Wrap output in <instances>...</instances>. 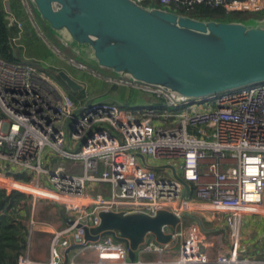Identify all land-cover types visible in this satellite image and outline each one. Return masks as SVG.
Wrapping results in <instances>:
<instances>
[{
    "label": "built area",
    "instance_id": "built-area-1",
    "mask_svg": "<svg viewBox=\"0 0 264 264\" xmlns=\"http://www.w3.org/2000/svg\"><path fill=\"white\" fill-rule=\"evenodd\" d=\"M149 1L186 16L202 3L227 15L264 12V0ZM7 18L22 26L10 11ZM50 45L73 66L92 70ZM109 80L154 100L133 107L109 100L77 104L43 64L0 58V176L35 186L33 195L54 199L73 222L46 223L49 261L25 252L18 264H264V237L242 244L244 215L264 214V82L186 98L127 77ZM160 210L179 219L175 230L163 227L172 238L160 243L147 235L134 262L126 243L112 235L84 240L83 227L100 225L101 212L155 216ZM194 210L218 219L212 225L204 215L186 220ZM220 242L228 247L225 255ZM73 243L82 245L65 263Z\"/></svg>",
    "mask_w": 264,
    "mask_h": 264
},
{
    "label": "water",
    "instance_id": "water-1",
    "mask_svg": "<svg viewBox=\"0 0 264 264\" xmlns=\"http://www.w3.org/2000/svg\"><path fill=\"white\" fill-rule=\"evenodd\" d=\"M30 2L63 46L120 77L186 98L264 82V17L247 22L202 20L136 0ZM58 75L72 92L85 88L64 69ZM173 170L188 190V183ZM61 214L73 223L64 208ZM100 217V225L83 227L84 240L94 242L112 235L126 243L131 262L147 235L167 243L172 234L163 227L175 230L179 222L165 210L155 216L101 212ZM81 245L73 243L65 249V263Z\"/></svg>",
    "mask_w": 264,
    "mask_h": 264
},
{
    "label": "rangeland",
    "instance_id": "rangeland-1",
    "mask_svg": "<svg viewBox=\"0 0 264 264\" xmlns=\"http://www.w3.org/2000/svg\"><path fill=\"white\" fill-rule=\"evenodd\" d=\"M27 5L31 6V11L33 13V17H34V15H36V20L40 25V28H39L40 32L37 31V36L34 37L33 42H29L30 46L28 47L29 48L28 52L31 54H37V53H40V51H41L40 55L44 56L42 58H49L51 51H49L47 41L49 43H51L54 40L55 36L53 35V32L49 29L48 25L40 18L37 11L33 8L30 0H28ZM7 8H8V11H10L11 13H13L14 15L17 16L14 9H11L9 5H7ZM19 9L21 11H23L24 14L30 15L28 12V7H26V5H19ZM254 19H255L254 17H251V18L247 19V21H251ZM39 33H42V35ZM52 35L54 37H52ZM54 41H57L59 43L57 38H55ZM59 46H60V48H62L64 53L75 55V53H73L70 48L63 46V44H61ZM34 47H38V48H34ZM46 49H48V50H46ZM52 52H53V50H52ZM53 53H54V56H53L54 59L53 60L41 59V60H37L34 62H38L40 64H43L48 69V71H50L51 73H54V74H55V72H54L55 70L59 71L61 69L66 70L68 73L70 72L69 74L71 76H73L75 79H77L78 81H80L81 83H83L86 86L83 90L77 91L79 94L81 91H82V93L85 92V98L86 99L115 101V102H120L122 104H125V106H128V107H133V106H137V105H144V104L147 105V104H151L153 102V100L151 98L149 99V97L146 94H143L142 92H137L134 90L135 88L130 87V86H126V87H128L127 89L129 91H131V93L127 96V100L125 101V100L121 99V93L118 92L116 89H114V84L112 82H110V80H109L115 76V74H111L110 70L100 68L99 66H97L94 63H90L92 70L91 69H90V71L81 70L78 67H75L72 64H70L66 58L58 56L55 52H53ZM55 55H57V56H55ZM77 57L79 58V56H77ZM106 83H107V85H106ZM0 188L5 189L8 193L13 191V190H17L13 187H8V186H4V185H0ZM18 191L27 194V199L22 201L24 203V205H22L23 207L21 206L22 208L20 209V213H21V210H23L22 211L23 216H21V215L18 216L19 219H25V220L27 219L31 208L33 209V204H35L36 207L40 206L42 208L41 209L42 211H39L40 217H44V218L49 220V219H52L53 217H55L57 215V213H53L51 211L53 208L52 205L58 204L57 202H55L54 199H47V198H41V197L39 198L38 196H35L32 193L21 191V190H18ZM30 203H31V205H30ZM249 220H252V221L244 229H248V232L249 231L253 232L257 229L259 231H263L262 229L264 228V214H256V215L246 214L243 218V221L248 222ZM252 222H254V223H252ZM252 232H250V234L247 237H246V235L243 236L244 235V233H243L242 244L244 246H247L246 244H248L249 240L252 239L251 237H249ZM223 233L226 234V231L223 230ZM220 248L222 249V252L224 255L228 252V247L224 242H220ZM150 258H153V257H150ZM155 258H157V257H155Z\"/></svg>",
    "mask_w": 264,
    "mask_h": 264
},
{
    "label": "trees",
    "instance_id": "trees-1",
    "mask_svg": "<svg viewBox=\"0 0 264 264\" xmlns=\"http://www.w3.org/2000/svg\"><path fill=\"white\" fill-rule=\"evenodd\" d=\"M142 4L157 7H159L158 5H161L157 1L149 0H145L144 2H142ZM7 5H9L7 0H0V58L16 62L19 61V58L17 57V55H15V46L12 42V38L18 34L19 30L16 25H10L9 23V20L7 18ZM9 6L11 9H14V11H20L18 7H14L13 5V7L11 5ZM191 16L202 20H238L247 22V19L251 17L257 19L263 18L264 12L255 14L237 13L233 15H227L220 8L202 3L195 6V9L191 13ZM53 35L52 37H54ZM54 42L58 46L61 45L60 42V44L57 41ZM54 72L55 76L65 85V83L60 79L58 75V70H55ZM111 74H113L112 71ZM127 88L128 87L124 85L119 86L117 84H114V89L121 93V99L125 101L127 100V96L131 93V91H129ZM134 90L138 91L136 89ZM72 96L77 104L85 103L87 100L85 98V92L82 93V91L80 92V94L78 92H72ZM0 185L6 186V184L2 181H0ZM25 199H27V194L23 192L13 190L8 193L5 189L0 188V264H18L20 254L24 253L26 249L28 229L23 224L22 220L18 217V210L22 206V201Z\"/></svg>",
    "mask_w": 264,
    "mask_h": 264
},
{
    "label": "crops",
    "instance_id": "crops-1",
    "mask_svg": "<svg viewBox=\"0 0 264 264\" xmlns=\"http://www.w3.org/2000/svg\"><path fill=\"white\" fill-rule=\"evenodd\" d=\"M7 2L9 3V5H13L14 7H18L19 5H25L23 0H7ZM12 6V7H13ZM17 16L15 15L16 19L21 23V27H19L17 24L16 27L18 28L19 32L18 34L21 32L20 37L17 39V42L14 43L15 46V55H17V57L19 58V61H37V60H53V56L55 52L53 50V48L51 47L50 43L47 41V45L49 47V51H51L50 57L49 58H42L44 56L40 55V53L37 54H31L28 52V47L30 46L29 42H33L34 37L37 36V31H39L40 25L36 20V15H34L33 18L30 17V15H26L23 13V11H15ZM35 21V23L33 22ZM40 32V31H39ZM17 34V35H18ZM42 35V33H39ZM16 35V36H17ZM54 43V41L51 42V44ZM27 46V47H26ZM34 48H38V47H34ZM48 50V49H46ZM53 50V52H52ZM57 56V55H55ZM70 73V72H69ZM86 87V86H85ZM140 92V91H137ZM144 94V93H143ZM149 97V99L151 98L149 95H147ZM152 100H154L153 98H151ZM263 204H264V196H263ZM22 205H24V203L22 202ZM31 205V203H30ZM52 212L53 213H57V215L55 217H53L52 219H46L44 217H40L39 215V211H42L40 206H37L35 204H33V209L31 208L27 219H21L23 224L26 226V228L28 229V236H27V240H26V249L24 251L25 252H29L30 256L32 259L34 260H40V261H49L50 257H51V233L49 228L46 226V223H51L57 226H63L66 223H68L64 216L61 214V210L63 209L62 206L60 204L57 205H52ZM23 207V206H22ZM20 207L18 210L19 216H23L22 211L20 213V209L22 208ZM67 215V213H66ZM206 216L208 219L207 224L208 225H212V222H210L213 218L214 219H218V215H213L210 214L207 211H198V210H194L193 212H188L186 214V220H192L195 219L197 216ZM245 216V215H244ZM22 218V217H21ZM244 218V217H243ZM31 219H35V224H31ZM252 220L247 221H243L242 224V235L244 233L243 236L246 235V237L250 234L248 229H244L247 227V225L251 222ZM247 223V224H246ZM254 223V222H252ZM31 230V232H30ZM263 231H259L258 229L253 231L251 233V235L249 237L254 239H250L249 243L246 244L247 246L250 247V245H256L258 241H261V239L264 237V228L262 229ZM263 232V233H262ZM247 239V238H246ZM245 248V246H244ZM262 248V247H260ZM75 253V251L71 252L70 256L73 255ZM65 260V257H62V261Z\"/></svg>",
    "mask_w": 264,
    "mask_h": 264
},
{
    "label": "bare ground",
    "instance_id": "bare-ground-1",
    "mask_svg": "<svg viewBox=\"0 0 264 264\" xmlns=\"http://www.w3.org/2000/svg\"><path fill=\"white\" fill-rule=\"evenodd\" d=\"M0 181L4 182L6 184V186H8V187L19 188L25 192H29V193H32V192L37 193L38 192V189L33 185L25 183V182H18L16 180L8 178V177L0 176ZM45 194H49L50 196H52L50 193H45Z\"/></svg>",
    "mask_w": 264,
    "mask_h": 264
}]
</instances>
